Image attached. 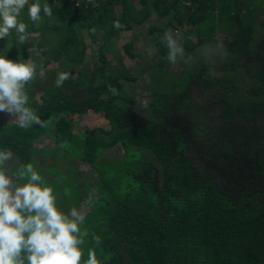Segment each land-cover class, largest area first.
Instances as JSON below:
<instances>
[{"label": "trees", "instance_id": "16d2710c", "mask_svg": "<svg viewBox=\"0 0 264 264\" xmlns=\"http://www.w3.org/2000/svg\"><path fill=\"white\" fill-rule=\"evenodd\" d=\"M168 1L152 0L154 8L159 9L158 16L170 12L165 6ZM39 2L50 4L53 14L48 17L40 13L37 31L35 23L26 22L27 5L18 17L27 25V35L39 32L34 39L28 38L29 43L36 41V47L43 48L47 39L40 42L39 36L59 35L55 46L41 53L56 60L64 58L77 68L83 63V31L93 42L107 40L143 25L151 14L146 0H140V9H135L130 0ZM171 3L178 13L175 19L150 26L147 36H163L167 29L179 28L185 38L183 48L195 56L197 46L186 45L190 31L183 30L182 20L187 26L195 24L196 33H204L200 16L208 17L205 0L192 1L196 8H188L185 13L176 0ZM115 6L120 7L119 12L114 11ZM232 16L239 17L241 24L237 30L234 27L231 41L224 46L234 61L225 63L222 70L243 69L250 83L246 89L239 88L235 78L204 75L209 69L206 62L199 64V71L188 69L186 82L181 85L174 82L168 90L152 86L155 90L149 102L136 108L134 96L123 90V83H134L136 77L128 71L122 76L105 75L93 89L92 83L99 78L93 72L79 77L72 92L70 86V92L58 89L59 94L45 93L44 99L50 105L42 120L53 118L52 139L38 125L21 128L12 124L0 131L1 143L18 157L17 164L32 163L36 167V158L45 159V151L61 152L62 166L41 170L46 176L43 180L51 185L60 181L57 177L61 172L71 179L63 165L72 166L74 189L82 193L71 205L80 207L87 200L80 227L89 235L82 246V259L85 251L94 246L92 234H96L103 241L95 247L102 264H264V31L255 33L254 16L249 11L235 12L228 18ZM116 20L124 25L122 29L113 27ZM261 23L264 29V20ZM122 48L128 56L130 51L135 56L134 44ZM157 48L159 56L168 55L161 40ZM20 50V59L25 60L26 45ZM5 52L8 53L3 49L1 55L5 56ZM179 67L178 77H182L189 67ZM159 77L162 76L156 77L157 81ZM68 80L64 83L72 84ZM30 82L26 85L29 91L35 88V81ZM109 85L119 94L109 92ZM195 87L206 90L199 99L193 93ZM102 97L107 99L101 101ZM88 108L101 114L109 128L93 127L73 133L72 129L79 126L68 114L82 116ZM44 136L56 146L35 148V143L46 140ZM80 142H84L83 149L79 148ZM116 146L121 147L122 156L105 161V152ZM83 165L90 168L86 177ZM92 173L97 175L95 180ZM62 193L59 190L57 205L69 207Z\"/></svg>", "mask_w": 264, "mask_h": 264}, {"label": "clouds", "instance_id": "9594fccd", "mask_svg": "<svg viewBox=\"0 0 264 264\" xmlns=\"http://www.w3.org/2000/svg\"><path fill=\"white\" fill-rule=\"evenodd\" d=\"M26 5L32 22L42 19L41 12L48 17L53 14L50 4L41 5L39 0L33 3L30 0H0V39L8 38L15 31L16 45L26 43L27 25L18 20ZM113 27L122 29L124 25L116 20ZM91 31L94 34L96 29ZM183 41L184 35L179 28L164 32L161 43L167 49L170 63H189ZM202 54L210 59L207 46ZM213 54L225 59L227 50L221 46ZM35 74L30 59L13 61L0 55V113L9 114L14 118L11 121L21 128L33 125L46 128L52 123L51 116L42 120L29 106L26 85ZM208 74L214 76L215 70L210 67ZM71 75L59 72L56 87L62 88ZM109 92L119 94L111 85ZM84 219L82 209L73 207L64 211L57 205L54 189L45 184L32 163L17 164V157L10 149H0V264H102L95 247L103 241L96 234H92L94 246L87 249V258L82 259V246L89 235L80 227Z\"/></svg>", "mask_w": 264, "mask_h": 264}, {"label": "rangeland", "instance_id": "374dc122", "mask_svg": "<svg viewBox=\"0 0 264 264\" xmlns=\"http://www.w3.org/2000/svg\"><path fill=\"white\" fill-rule=\"evenodd\" d=\"M131 4L135 7V9H140L142 6L137 2V0H130ZM231 3V4H230ZM228 4H230V7L232 8V11L230 9H228V13H224L222 16L219 13V10L217 12V14H211L209 15V17L205 18L203 20V23L201 24V29L203 30L204 33H196L195 29L191 26H187L185 25L183 30L185 31H190L188 32V34L191 36V40L196 44L197 49L194 51L195 52V56L189 54L185 49V58H190L189 63L185 64L183 61L182 62H178L177 64H172L166 59L159 56L158 55V51L157 49L154 47L153 43L151 42L150 44L148 43V41H142L140 44V46H138V48H136L137 51V58H135L134 60H128L127 57L125 55H123V46L124 44L127 43L126 39L129 40V38L132 39V36L135 35V33H131L129 34V36L124 35L123 33H119L114 36H111L109 39L105 40L103 38H101L98 42H93L85 33L83 36V42H84V46H85V50H84V56H86L87 61L91 60V58H95L98 55V53H100V55H102L103 57H105L106 62H105V67L103 68V70H108V63L110 66L114 67V68H110V69H114V73H118L121 72L123 74L127 73V69L131 72V77H136V81H134V83H123V90L126 94L128 95H133L135 98V107L136 108H140L141 106H146V104L149 102L150 97H151V92H153L155 90V88L153 89V87L156 88H160L161 90H168V88L174 83L177 82L178 84H182L186 82L187 79V71H189L188 69H190L191 71H199L201 67H199V64L201 63H208L209 68H213L215 70V75L213 77H217L220 79H225V78H235V84L241 88V89H246L250 86L249 83V78L246 77L245 73L243 72V69L238 68L235 71H224L222 70L223 65L226 63L228 64L229 62L234 61V56L230 55V53H228L227 51V57L225 59H221L218 55H214V51L215 49H217L218 47H223L226 46V44H228V42L231 41V38L233 36V34L235 33V31L238 28V24H241L239 20V17L236 16H232L231 18H228L229 16L233 15L235 12H238L239 14L244 12L245 10L248 12L253 13L254 16V29H255V33H261L264 31V29L261 26V21L264 20V0H230L228 2ZM241 7V8H240ZM114 11L115 12H119L120 11V7L115 6L114 7ZM221 16L222 19L219 18H214V17H218ZM27 21L29 22L31 21L30 18H25ZM20 21V20H19ZM151 21V20H150ZM32 22V21H31ZM35 23L36 24V30L39 28V24L41 23V21L39 22H32V24ZM151 24H155L154 21H152L149 25H142L140 28H138V31H141V34H145L146 35V29L151 25ZM236 30H235V28ZM234 30V32H231V30ZM132 31V30H131ZM35 34H39L38 33H33L32 35H28V38H35ZM202 34V35H201ZM147 36V35H146ZM256 36L258 37L259 34H256ZM40 37V42H42L43 39H47V41H43V49H51L55 46L56 44V40L57 38H59V35L56 34H50L47 37ZM151 37H154L153 35H151ZM151 37H148V40H151ZM17 40V35L15 33V31H12V33L9 35L8 38L5 39H0V55L3 53V49H6L8 51V53L6 54L5 52V56L7 59L9 60H13V61H19L20 57H21V46L26 45L27 46V42L25 44H18L16 45L15 41ZM134 40V38H133ZM139 41V40H138ZM36 46V41L33 43H29L28 44V50H31L32 56L30 58L31 63L35 62L37 59V61L35 62V64H37L39 66V64H41V62L45 59V57L43 55H40V51L42 49H38L35 48ZM205 46H207V50H208V54L210 59H207L202 53L205 51ZM225 49V48H224ZM37 50V51H36ZM118 53V55H116ZM84 56H83V61H84ZM120 57L123 58V65H118L117 61L120 60ZM51 58V57H49ZM165 59L163 66L160 64L162 62V60ZM195 59V63H193L192 61ZM52 63L50 65H44L43 69L38 72V76L41 77L43 80L41 82H47V81H52L55 78H52L51 76H49L52 70L49 69H55L57 67V64L54 60L51 61ZM190 62L193 63L192 66H190ZM159 64V65H158ZM180 65L184 66V67H189L187 69H185V73L182 75V77H178L180 75ZM72 66L74 67L75 70H77V65L75 63L72 64ZM126 66V67H125ZM41 67V66H39ZM120 67V68H119ZM116 68V69H115ZM48 70L50 72H48ZM182 71V70H181ZM44 72V74H43ZM86 71L82 70L81 73H85ZM180 72V73H179ZM72 74V73H71ZM204 75H209L208 72H204ZM158 76H162L159 77L160 80L157 81L156 77ZM79 77H84L83 74H72L71 77L69 78L72 84L68 85V84H63L62 88H58L60 91L61 90H65L67 89V91L69 90L70 92V86H71V92L72 89H74V87L72 86L74 83L76 84L77 81L79 80ZM100 78H102L101 76L96 79V81L94 83H92V88L96 89L97 87V82L100 80ZM56 81V79H55ZM55 81L54 83H50L44 86V89L46 91H48L47 93H49L50 91H53L54 89H56V85H55ZM158 82V83H157ZM40 90L43 91V89L41 87H39ZM80 90V89H79ZM153 90V91H152ZM74 91V90H73ZM82 93H84V91L80 90ZM193 93L194 95L197 97V99H199L200 97H202L204 95V93H206V90H201V89H197L196 87L193 89ZM76 95V97L78 98L79 95L78 94H74ZM85 95V94H84ZM71 96L73 97V94H71ZM42 96L41 94H35L33 96H31L29 94V106L32 107L35 103V101H37L38 99H40ZM59 97V96H58ZM107 98L102 97L101 101L106 100ZM69 103L73 102V100H68ZM82 104V102H80ZM129 105V104H127ZM89 108L87 109L88 114H86V118L89 119L90 121H84V129H89V128H93V127H100V128H104V129H108L109 128V124L103 119V116L101 114H91V111H88ZM76 113L68 114V116H73ZM41 119H44V116L40 115ZM85 117V116H84ZM83 116H80V120H84ZM13 118V117H12ZM77 120H79L78 118H72V121L77 122ZM73 122V123H74ZM13 123L11 122H5L2 124V126L0 127V130L3 129L5 127V131L7 130V128L12 125ZM75 124V123H74ZM16 125H18V123H16ZM79 126V124H77ZM19 126V125H18ZM54 128V121L52 120V123L44 128L46 130V132L49 135H52V130ZM82 129V130H84ZM76 130L80 131L81 127L76 128ZM73 131V129H72ZM2 139H0V149H5V146L1 143ZM52 145L51 142L49 140H45L42 143L37 142V147H42V146H49ZM46 152V157L44 161H41L40 164H37L36 169L41 173L42 169H48L53 167L54 170H56L58 168L59 165H61V162L63 160V155L61 154V152L55 150L54 154L52 152ZM123 154V151L121 149L120 146H116L114 148H111L110 150L106 151L104 154V160L105 161H110V160H115L117 158H120ZM47 159V160H46ZM83 167V166H82ZM83 169V177H86L85 172L88 169L87 167L82 168ZM63 169L64 170H68L70 172V178H67V175L65 173H60L61 177H57V179H60V181H56L53 184V189H54V195L57 196L59 190H62L63 193L66 194V198L69 200V202L72 204L75 201V194L74 192L77 191V189L74 187L76 186V181L72 178V172H73V168L70 165V163L68 164H64L63 165ZM91 171V170H90ZM42 177L46 179V176L43 175L41 173ZM93 176V179L95 180V174L92 173L91 174ZM67 181V182H65ZM45 184L47 186L51 187V184L46 182L44 180ZM59 182H63L64 185L59 184ZM57 184V185H55ZM92 194H94V192H92ZM94 195L91 196V198H93ZM90 198V199H91ZM89 199V200H90ZM88 200V201H89ZM86 199H84L83 201V207H76L77 209H82L83 210V214L87 211V209L85 208V204H86ZM58 204V203H57ZM65 209H70V208H65ZM64 208L63 210L66 211ZM67 210V211H68ZM87 258V250L85 251V256L84 259Z\"/></svg>", "mask_w": 264, "mask_h": 264}, {"label": "crops", "instance_id": "0c3cea01", "mask_svg": "<svg viewBox=\"0 0 264 264\" xmlns=\"http://www.w3.org/2000/svg\"><path fill=\"white\" fill-rule=\"evenodd\" d=\"M147 2H148V10L151 12V14L149 15V17L146 19V21L143 23V25H145V23H146V25H149L152 21H154L155 22V24H151L150 26H152V25H161V24H167L168 22H170V21H172L173 19H175V15L176 14H178V13H175V9H174V7H173V4L171 3L173 0H169L168 1V3L165 5L166 7L168 6L169 8H170V12H164L165 13V15L163 16V17H161V16H158L157 15V10H159V9H155L154 8V6H153V4H152V0H146ZM177 1V6H178V8H180V10L182 11V12H186V9H188L189 8V10H190V8H192V9H195L196 8V5H193L191 2L192 1H196V0H176ZM230 0H205V4H206V6H207V11H206V14L208 13V17H209V15H211V14H217V12H218V10H219V13L221 14V12H226L228 9H230L231 11H232V8L230 7V4H228V2H229ZM137 2L140 4V0H137ZM141 5V4H140ZM241 8V7H240ZM53 10V9H52ZM222 16H224V15H222ZM201 19H205L204 17V15L202 14L201 16ZM214 18H219V19H222L221 18V16H218V17H214ZM151 20V21H150ZM182 22L184 23V26L185 25H187L186 23H185V19H183L182 20ZM142 26V25H141ZM141 26H135L133 29H132V31H126V32H123V34L124 35H127V36H129V34H130V32L133 34V33H135V35L134 36H132V39L131 38H129V40H127L126 39V41H127V43L126 44H134V50L132 51V53H134L135 54V56H133L132 54H131V51H130V54H129V56L125 53V51L123 50V55H125L127 58H129L128 60H134L135 58H137V51H136V48H138V46H140V44L139 43H141L142 41L144 42V41H148V43L150 44L151 42L153 43V45H154V47L157 49V51H158V48H157V43L161 40V38H162V36H161V34L160 33H155V34H153V36L154 37H151V36H148V37H151V40L149 39L148 40V38H147V32H146V35L144 34H141V31H138V28H140ZM149 26V27H150ZM188 26H191V27H193L194 28V26H196L195 24H193V25H188ZM148 27V28H149ZM148 28L146 29V31L148 30ZM189 31V30H188ZM84 33H86V31H83V34ZM187 38H186V41H185V43H186V45H190V44H194V46H196V44L191 40V36L189 35V34H187V36H186ZM133 38H134V40H133ZM185 39V38H184ZM36 40V39H35ZM139 40V41H138ZM27 42V46H26V48H28V44H29V41L27 40L26 41ZM126 44H124V45H126ZM35 48H37L36 46H35ZM38 49H42V50H44L43 48H38ZM42 50L39 52L40 53V55H43L41 52H42ZM37 51V50H36ZM131 55V56H130ZM31 56H32V53H31V50H28L27 49V56H26V58H25V60H28V59H30L31 58ZM44 57H45V59L41 62V64H39V66H41V67H39L37 64H35V62L38 60H36L35 62H32V64L35 66V70H36V74H35V76H34V78L32 79V80H30V81H35V83H34V85H35V88L33 89V90H30L29 91V88L28 87H26V90H27V92H28V96H29V94L31 95V96H33V95H35V94H41V98L40 99H38L37 101H35V103H34V105L32 106V108L34 109V110H36V112H37V114L38 115H48V111H47V107L50 105V103L49 102H47V101H45V99H44V96H45V93L46 92H48V91H46L45 89H44V86L45 85H47V84H50V83H54V81H55V79L57 78V74L59 73V72H70V73H72V74H77L78 73V71H79V74H85V75H89V74H92L93 72H96V74L98 75V77H102V79H104L105 78V75H118V76H122V73L121 72H118V73H114V69H110V68H114V67H112V66H110L109 65V63H108V65H107V67H108V70H103V68L105 67V62H106V59H105V57H103L102 55H100V53H98V55L96 56V59L95 58H91V60H89V61H87V59H86V56H84V61H83V63L77 68V70H75L74 68H73V66L71 65V64H69V63H67V62H65V60H64V58H61V59H58V60H56V59H54L53 57H52V55H50V54H47V55H43ZM161 56V55H160ZM166 55H164V56H161V57H163V58H165L166 59V57H165ZM49 57H51V58H49ZM46 58L48 59V62L46 63L45 62V60H46ZM104 58V62H103V59ZM165 59H163L162 60V62L160 63L162 66H163V63H164V61H165ZM52 60H54L55 62H56V64H57V67L54 69H49V70H52L51 71V73L52 74H50L49 76H51L52 78H55L54 80H52V81H47V82H41L43 79L41 78V77H39L38 76V72H40L45 66L44 65H50L52 62ZM117 63H118V65H123L124 63H123V58L122 57H120V60L119 61H117ZM159 65V64H158ZM44 66V67H43ZM126 67V66H125ZM120 68V67H119ZM116 69V68H115ZM48 70V72H50ZM82 70H84V71H86L85 73H81V71ZM127 71L130 73V75H131V72L127 69ZM100 73H102V75H100ZM43 74H44V72H43ZM28 82L29 84H31V82ZM39 87H41L42 89H43V91L42 90H40V88ZM58 88L56 87V89H54L53 91H50V92H55V93H58ZM59 94V93H58ZM69 97H70V94H69ZM45 102H47V104H45ZM89 111H91V110H89ZM86 114H88V113H86ZM86 114L85 115H82L84 118V120H80V115L79 114H74L73 116H69V119L72 121V118H78L79 120H77V122H74V121H72V122H74V123H76V124H79V127H81V129H84V121H90V118L89 119H87L86 118ZM91 114H96L95 112H93V111H91ZM12 119H14V118H12L9 114H7V113H0V127L2 126V124L3 123H5V122H11V123H13V124H16V122H14V121H11ZM2 130V129H1ZM0 130V131H1ZM52 134L54 133L53 132V130H52V132H51ZM73 133H79V131L78 130H76L75 128H73ZM48 137H50L51 139H52V135H49ZM43 138H45L46 140H49L50 142H51V144L53 145V147L54 146H56L54 143H53V140H51L50 138H47V137H43ZM45 141V140H44ZM34 146H35V148L37 147V143H35L34 144ZM83 146H84V142H80V146H79V148H82L83 149ZM16 156V155H15ZM17 157V156H16ZM66 157V156H65ZM67 158V157H66ZM45 159H44V157L43 156H39V157H37L36 158V162H37V164H40V162L41 161H44ZM19 162V160H18V157H17V163ZM62 166V165H61ZM84 166V165H83ZM84 167H87L88 169H90L88 166H84ZM96 177H97V175H95V179H96ZM51 187H53V185H51ZM81 193L82 192H79V191H76V192H74V194H75V196L77 197V198H80V195H81ZM57 197V196H56ZM61 198L63 199V200H68L67 198H66V194L65 193H62V196H61ZM57 200H58V198H57ZM69 201V200H68ZM74 206H72L71 205V203L69 202V207H67L66 205H64V204H62V205H60V208H62V210H63V208L65 209V208H73ZM80 207H83V205L82 206H80ZM66 211L68 210V209H65ZM85 214V213H84Z\"/></svg>", "mask_w": 264, "mask_h": 264}]
</instances>
